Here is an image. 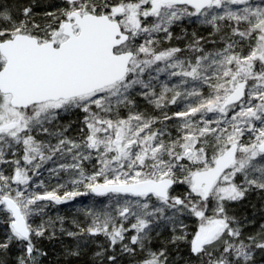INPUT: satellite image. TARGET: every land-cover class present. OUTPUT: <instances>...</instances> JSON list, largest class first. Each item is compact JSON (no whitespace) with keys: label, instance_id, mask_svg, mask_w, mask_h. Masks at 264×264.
Returning <instances> with one entry per match:
<instances>
[{"label":"snow or ice","instance_id":"6c2138e0","mask_svg":"<svg viewBox=\"0 0 264 264\" xmlns=\"http://www.w3.org/2000/svg\"><path fill=\"white\" fill-rule=\"evenodd\" d=\"M64 4L43 25L31 7L0 8V164L12 168L10 175L0 170V250L18 246L16 264H40L47 255L34 243L51 223L34 225L40 205L86 193L33 192L32 175L70 154L72 162L59 169L76 174L74 188L118 197L110 211L89 210L86 230L102 233L113 253L120 245L121 253L139 256L136 264H178L168 249L183 245L185 264H254L255 251H264V224L244 236L245 221L230 206L264 193V0ZM192 17L218 39L193 33L184 49L158 48L161 34L171 41L173 26ZM184 51L193 55L181 58ZM161 73L178 83L170 87ZM137 97L161 110L178 101L184 107L161 120L140 111ZM67 114L82 116L77 138L66 135L71 124L57 123ZM172 120L175 137L166 126L156 128ZM93 159L98 167L86 174L83 162ZM161 227L171 239L156 250L151 233ZM106 260L117 264L118 256Z\"/></svg>","mask_w":264,"mask_h":264},{"label":"trees","instance_id":"16d2710c","mask_svg":"<svg viewBox=\"0 0 264 264\" xmlns=\"http://www.w3.org/2000/svg\"><path fill=\"white\" fill-rule=\"evenodd\" d=\"M4 6L10 7L14 12L22 10L25 6L31 7L33 12L32 19H35V23L43 25L47 23L45 19L47 13L57 12L65 4L64 0H0V8ZM175 37L177 36H173V38ZM203 38L205 41V36ZM170 45H175L182 49L186 48V43L180 45L173 42ZM180 55L191 57L193 54L189 51H184ZM167 77V73H164L159 79L169 83L171 80H168ZM157 85L160 87L159 83ZM171 95V92L168 93L169 99ZM167 109H169L171 115L176 111L183 110L181 108ZM114 196L116 195L98 196L93 193H87L60 204L55 202L46 203L43 208V214L33 218L34 221L40 223L51 222L46 234L34 240V243L39 244L37 247L42 252L47 253L46 256H41L40 264H107V255L113 254L118 256L117 264H136L139 256L130 257L126 253H121L120 245L115 248V253H113V250L109 247L108 239L102 233L93 236L86 231L92 224V215L89 214V210L94 213L105 210L106 199ZM252 206L258 210L264 208V193L251 192L243 202L233 203L230 206V212H234L237 217L244 219L245 226L250 227V223L263 221L261 214L260 216H255L256 219H252ZM236 209L238 210L236 211ZM82 229L84 230L83 232L81 231ZM3 232L4 227L0 226V240L4 238ZM53 232L55 233L54 235ZM69 232L76 233V235L69 236ZM170 239L171 232L169 228H157L151 233V246L162 247L168 245ZM173 248V246H169L168 250L172 251ZM101 251L105 253L103 258L96 256V253ZM71 252H79V255H70L69 253ZM20 254L17 246H12L9 251L0 250V264H16L17 257Z\"/></svg>","mask_w":264,"mask_h":264},{"label":"rangeland","instance_id":"374dc122","mask_svg":"<svg viewBox=\"0 0 264 264\" xmlns=\"http://www.w3.org/2000/svg\"><path fill=\"white\" fill-rule=\"evenodd\" d=\"M252 2L253 3H260L261 0H252ZM38 24H41V23H38ZM212 32H213V29L210 25L200 23L196 17H192L190 19H185L184 21L174 25L172 28L173 36H177V37L173 38L171 41L164 40L162 34L158 37V39L160 40L158 48L163 49V48H168V47H177L175 45H170L173 42L178 43L180 45H182L184 43H186V45H188L193 39V36H192L193 33H195L197 37L205 36V38H206L205 41H210L212 39H218V37H214V36L210 35ZM203 46H204L206 51H211V50H213V47H214L213 44L210 42L203 43ZM218 46H222V45H218ZM180 56H181V58H184L183 55H180ZM161 66H163V65L161 64ZM162 74H164V73L160 74V78H161ZM167 79L171 80L169 82V83H171L170 86L172 84L178 83L177 78L169 79V77H167ZM156 90H157V92H159L161 90L158 85L156 86ZM202 91L205 94H207L208 88L204 87L202 89ZM137 101H138L140 111L146 112L151 116L158 117L161 120H163V116L165 114L171 116V114L169 113V109H167V108H181V109H183V107H184V102L178 101L177 104L167 105L165 108H163V110H161V109L155 108L153 105L148 104V102L143 100L142 98L137 97ZM127 114L128 113L126 111H122V113H121V115H124V116H126ZM209 116L211 117V114H209ZM81 119H82V116H77L74 114H67V115L62 116V118L57 123L59 125H64V126L71 124V128L66 133V135L69 136L70 138H77L80 134L79 128L81 127V125H80L79 121ZM176 124H177V121L172 120V121L164 122V124L158 123L156 125V128H161V127L166 126V131L171 132L172 136L175 137V135L177 134ZM37 138L38 139H45L44 137H37ZM52 143H55V140H53ZM7 158L11 159L10 156ZM71 162L72 161H71V155L70 154L66 155L62 159L59 157H53V160L47 161L46 163L43 164L41 169L37 170V172H38L37 175H32V173L30 172L29 175H32L31 191L38 192V193L42 194L45 191L55 190L57 192V194L60 196H63L65 192H70V191H79L81 193H86V194L91 193V192H87V190L85 189L83 184L79 185L76 188L73 187L71 181L73 179L77 178L75 173H73L70 170L65 171V170L59 169L60 163H71ZM94 165L98 167L95 159H93L92 161H84L83 162V167L85 169L86 174H91V172L93 171ZM50 169H55L56 171L53 172V171H50ZM0 170H3L6 175H10L12 172V168L8 165L0 164ZM41 181H43L42 185L40 183ZM58 185H63V187H58ZM181 191H184L183 186H179L176 190V192H181ZM116 199H118L117 196L106 199L107 205L105 206V208H106L105 210L110 211L115 206ZM46 203H48V202L41 204L40 207L43 209L46 206ZM253 206H252V210H253L252 219H256L255 216H260V214H261V216H263L262 217L263 221L250 223V225H251V226L249 225L250 227L245 226L244 227V236L256 234L257 232L260 231V225L264 224V213H263L264 208H262L261 210H258L255 207L253 208ZM238 207H239V205H238ZM237 210L238 209H236V211ZM230 214L236 215L234 212L233 213L230 212ZM38 215H40V214H38ZM248 220L251 221L250 218H248ZM185 222L188 224L190 230H191V228H193L195 226L194 220H192V219H189ZM38 224H40V222L34 221V225H38ZM125 242H127V241H125ZM37 246H39V244H37ZM117 247H118V245L116 246V248ZM17 248H18V246H17ZM159 248H160V246L159 247H153V249H156V250H158ZM169 254H170V258L176 259L178 261V264H185V261L188 260V250L183 245L180 246V249L178 251L174 247L172 249V251H169ZM263 258H264V251L257 249L255 251L254 256H253L254 264H264ZM40 259H41V257H39V260ZM190 264H198V261L192 260L190 262Z\"/></svg>","mask_w":264,"mask_h":264},{"label":"water","instance_id":"95a60500","mask_svg":"<svg viewBox=\"0 0 264 264\" xmlns=\"http://www.w3.org/2000/svg\"><path fill=\"white\" fill-rule=\"evenodd\" d=\"M95 194V193H94ZM111 194V193H110ZM95 195H97V194H95ZM107 195H109V194H107ZM98 196H101V195H98ZM103 196H106V195H103Z\"/></svg>","mask_w":264,"mask_h":264}]
</instances>
